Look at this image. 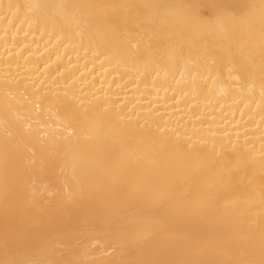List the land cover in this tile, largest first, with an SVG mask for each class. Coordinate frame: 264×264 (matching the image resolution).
I'll return each instance as SVG.
<instances>
[{"label": "bare ground", "instance_id": "1", "mask_svg": "<svg viewBox=\"0 0 264 264\" xmlns=\"http://www.w3.org/2000/svg\"><path fill=\"white\" fill-rule=\"evenodd\" d=\"M0 264H264V0H0Z\"/></svg>", "mask_w": 264, "mask_h": 264}]
</instances>
